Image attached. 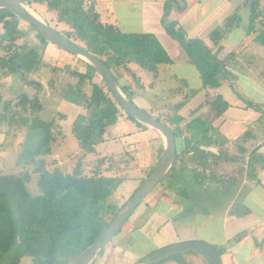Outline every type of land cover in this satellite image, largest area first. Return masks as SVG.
<instances>
[{"label": "trees", "instance_id": "16d2710c", "mask_svg": "<svg viewBox=\"0 0 264 264\" xmlns=\"http://www.w3.org/2000/svg\"><path fill=\"white\" fill-rule=\"evenodd\" d=\"M20 1L31 7H39L47 14H53L56 23L67 26L68 31H56L99 58L111 70L122 92L132 102L136 90L151 87V83L144 82L142 73H150L156 78L158 67L171 63L154 36L146 33L123 34L114 26L103 24L94 7L83 0ZM184 2L185 0H169L165 4L162 23L166 33L181 46L196 67L203 89H216L225 81L234 88L236 75L228 67L233 60V53L221 60L218 59V54L222 50L221 41L225 33L239 22V17L232 15L227 18L224 24L213 29L205 40H187L184 31L177 27L176 22L167 21L170 10L173 7L182 9ZM19 22L21 20L10 12L0 9L2 27L0 71L2 75L19 76L26 86L34 90V95L29 97L23 93L12 100L0 99V103L2 101L3 104L0 120H8V129L27 128L34 132L32 139L35 145L30 148L24 147L19 155V162L24 166L34 167L33 172L37 173L36 192L33 194L28 189L32 179L30 173L23 172L19 175L0 173V264H20L23 257H28L31 264H66L63 258L70 257L69 264H73L78 255L93 242L120 209L112 205L109 199L119 181L129 176L106 175L105 171H111V167L115 165L113 158L107 156L95 160L89 171L81 170L80 164L72 173H65L58 168L45 169L43 159L52 154V145L57 142V133L55 135L54 129L58 128V125L54 119L44 121L38 118V113L43 109L39 95L44 92V87L40 82L24 78L25 73L37 69L38 52L35 48L27 50L25 45H17L16 41L26 35V32L19 28ZM247 22V34L253 36V40L264 47V0H251ZM48 25L51 26L49 23ZM27 26L34 31L39 44L46 46L47 43L35 29L28 24ZM83 65V72L73 70L69 65L51 68L50 71L52 74H67L70 82L61 88L59 96L62 100L84 110L85 114L78 115L74 120L71 131L78 141L82 156H86L96 153V146L105 142L107 129L118 121L120 113L123 112L93 69L86 64ZM48 87L53 88L52 81L48 83ZM238 97L248 107L261 110V107L252 101L240 95ZM181 105L176 106L174 113ZM208 105V116L201 120L204 121V126L227 108V104L221 99H215ZM5 112H10V115L5 117ZM126 117L140 130L147 128ZM155 119L161 121L159 118ZM197 120L200 118L195 117L190 121L191 132L196 128L194 121ZM210 130L206 128L207 133ZM171 132L175 139L172 129ZM190 146L188 144V147L179 150L180 152L176 149V162L180 160V154ZM201 146L205 147L204 144ZM190 149L200 151L202 154L207 152L205 149L194 147ZM161 151L160 144L157 148V159ZM199 158L202 159L204 156ZM252 159L246 167L247 170L251 164L254 169L255 163ZM105 162H108L109 168L101 170ZM120 163L126 167L129 165V161ZM178 173L173 166L166 176L170 178L165 190L172 189L181 198H186L188 191L175 189L179 184ZM217 253L221 256V252ZM178 263L194 264L186 256L180 258Z\"/></svg>", "mask_w": 264, "mask_h": 264}, {"label": "rangeland", "instance_id": "374dc122", "mask_svg": "<svg viewBox=\"0 0 264 264\" xmlns=\"http://www.w3.org/2000/svg\"><path fill=\"white\" fill-rule=\"evenodd\" d=\"M29 7L45 22H48L55 30L62 32L69 30L67 26L56 23L53 14H47L39 7ZM245 14L246 12H243V16H246ZM19 28L26 32V35L16 41L17 45H25L27 50L35 48L38 52L39 64L37 65V69L24 74L26 80L40 82L44 87V92L39 95L43 109L38 113V118L44 121L54 119L58 125V128L54 129L55 135L57 133V142L52 145V154L43 159L45 169L53 170L58 168L65 173H72L77 165L80 164L81 170L89 171L98 158L105 156L112 157V160L115 161V165L111 167V171H105V174L112 177L129 176L119 181L113 195L109 199L112 205L116 206V208H121L140 186L142 183L141 180L146 178L158 161L156 156L157 148L151 137L156 134V131L152 129L146 130V132L144 131L145 133L141 130L138 131V127L135 123L129 120L124 113H120L119 116L122 119L118 120L113 126L107 129L104 136L105 142L96 146V153L82 156L78 141L73 136L71 127L78 115L85 114L84 110L80 107L75 111L73 109L61 108L62 112L65 114L62 116L55 112V108L58 106L56 100L61 99L59 96L60 90L70 81L66 73L52 74L50 70L51 68H63L69 65L71 69L83 72V64L85 63L49 44L44 47L40 45L35 37L34 31L31 30L25 22H19ZM1 32L2 27L0 25V33ZM231 41V38L227 39L226 45ZM162 43L165 45L168 53L173 55L174 64L172 67L169 66L170 64L160 65L156 78H153V75L150 73H142V76L145 78L144 82L146 84L151 83V87L135 91L136 106L146 114L154 118H159L172 129L176 139L175 144L177 152L188 147V144L191 145V148H205L207 152L202 154L200 151H192L189 147L180 154V160L176 162V159L174 162L173 166L175 167V171L179 172V184L175 186V189L181 188L186 192L188 191V196L186 198L181 199L180 196H175L176 192L173 193L174 191L172 189L165 190L170 176L166 177L135 209L109 245L119 240L121 235L136 219L142 216L146 218L150 214V211H145L143 207V204L148 198H150L149 200L164 199L166 197L165 194H169V198H178L179 203H183L185 207L183 214L185 215L176 217L175 220L177 221L175 225H178V227L175 225L173 226L172 222L167 220L162 221L161 218H158L156 222L153 221L154 218L150 217V222L147 227L148 230L145 231L144 229L143 232L149 233L153 240L156 239V243L161 244L167 242L166 240L169 239L174 230L175 233L182 234L179 228L189 225L188 228L185 227V229H187L186 231L190 232L192 228H194V232L199 230L197 234L201 237L214 243H220L223 240L224 233L221 232V225L219 222L217 223L218 228H215L214 231L200 229L198 226L200 225L199 222L201 223V218L207 215V213L217 215L220 219L227 214L226 209L228 208V204L235 196V191L240 185V182L238 183L235 181L233 176L238 173V170L244 169V166L247 167L251 162L248 157L250 144L247 136L249 133H244V130H247L246 127L228 129L227 124L220 123V120L211 122L212 125L210 122H207L204 126V121L202 122L201 120H204L208 116L206 110L208 111V104L211 101L210 93L202 88L197 69L190 63L185 64V54L178 56L166 46L167 44L163 41ZM115 74L117 75V73ZM50 81L53 82L52 89L48 87ZM121 82L123 83L122 80ZM23 93L32 97L34 95V90L26 86L19 76L9 74L2 75L0 71L1 100H12ZM222 101L224 102V100ZM179 104L182 105L179 108L180 110L175 114L174 110ZM2 105L1 101L0 113H2ZM4 115L8 117L10 112H5ZM195 117L200 118V120L194 121L196 128L191 132L189 130V123ZM178 127H180L181 130ZM206 128L211 129L210 135L207 133ZM222 131L225 133V137L221 135ZM33 133L34 132L27 128H21L19 130L15 128L8 129V120H0V173L11 175H19L23 172L30 173L32 179L28 184V189L34 194L36 192L35 182L37 173L33 172V166H24L19 162V155L24 147L30 148L35 145L32 139ZM193 141H198L199 143H192ZM221 141H225L224 143L222 142L223 144L229 141L228 146L225 147L219 144ZM203 144L205 147L201 146ZM202 155L204 158H199V156ZM119 161H129L128 167L121 164ZM107 163L108 162H105L101 166V170H107V168H109ZM252 165L253 164H251L249 170H260V168H258L259 166H254V169H252ZM205 170L208 172L212 182V178L214 177L219 180H217V189L212 190L211 188H214V183L206 182L205 179H203H207L204 172ZM203 182L205 183L204 185ZM201 186L208 188L205 198L202 196L203 191ZM239 198L241 199V195ZM237 209L242 210L243 208L239 205ZM237 209L234 208L232 211L235 212ZM228 215H230V213ZM157 225H159L160 228H157ZM129 237L130 236H126V243L134 241L128 239ZM134 245L136 249L134 251L144 249V245L137 243ZM217 245L212 246L217 252L222 251L221 247ZM147 247L148 249L150 248V246ZM164 247L162 246L156 250ZM186 254L191 253L186 252L175 255L171 260H180V258L187 256ZM191 255L197 256L193 253ZM198 258L201 259L200 257ZM69 259L70 257L68 259L63 258L66 264H69ZM20 264H31V261L28 257H23ZM157 264H160V262ZM194 264H197L196 261H194Z\"/></svg>", "mask_w": 264, "mask_h": 264}, {"label": "crops", "instance_id": "0c3cea01", "mask_svg": "<svg viewBox=\"0 0 264 264\" xmlns=\"http://www.w3.org/2000/svg\"><path fill=\"white\" fill-rule=\"evenodd\" d=\"M83 1L94 7L103 24H110L123 34L146 33L154 36L170 58L171 63L168 64L170 67L174 64L173 55L168 53L162 41L174 54L178 56L185 54V64L193 65L185 51L166 33L163 27L164 6L169 0ZM250 2L251 0H185L182 9L173 7L167 17V21L178 24L177 27L179 26L184 31L187 40H205L208 34L213 29L221 27L227 18L232 15L239 17V22L225 33L221 41L222 50L218 54V59L221 60L233 53V60L228 67L236 75L235 86L233 88L225 81L216 89L206 90L210 93V102L221 99L227 104V108L212 122L220 120V123L227 124L228 129L246 127L247 130H244V133H249L247 139L250 144L248 157L250 160L253 158L255 166H259L260 170H247L244 166L245 170H238V173L233 176L235 181L240 182V185L228 204L227 214L222 219L210 213L201 218V223L199 222L200 225H198L200 229L214 231L215 228H218L217 223L219 222L221 232L224 233L223 240L220 243L211 242L198 235L199 230L194 232V228H192L190 232L186 231L185 227L188 228L189 225H185L179 228L182 234L175 233L174 230L166 240L167 242L156 243V239L153 240L149 233L143 232L144 229L148 230L150 217L154 218L153 221L156 222L158 218H161L162 221L167 220L174 226L177 221L176 217L185 215L183 214L185 209L183 203H179L178 198H169V194H165L164 199L149 200L150 198H148L143 207L145 211L149 210L150 214L146 218L142 216L136 219L120 239L108 244L91 264H138L142 258L157 248L189 241H203L211 246L218 244L217 246L222 250L220 251L222 264L224 261L225 264H264V47L257 44L253 40V36L247 34ZM243 12H246V16H243ZM230 38L232 41L226 45L227 39ZM239 95L259 105L261 110L248 107L238 97ZM56 102H58V106L55 108V112L60 116L65 115L61 108L74 111L79 108L62 99L56 100ZM133 102L136 105L135 99ZM120 119L122 118L119 116L118 120ZM137 130L140 129L137 128ZM146 130H150V128L147 127L141 131L145 133ZM224 134L222 131L221 135L225 137ZM151 137L156 148L160 144L162 146L161 137L157 132ZM225 141H221L219 144L228 146L229 141L223 144ZM201 187L202 196L205 198L208 188ZM213 187L212 190L217 189V186ZM239 205L243 208L242 210L237 209ZM234 208L237 211L233 212ZM229 213L230 215H228ZM175 226L178 227V225ZM157 228L160 226L157 225ZM126 236H130L128 239L134 241L126 243ZM136 243L144 245V249L134 251ZM147 246L150 248L148 249ZM186 258L193 262L196 261L197 264H205L198 256L187 255ZM160 264L179 263L176 259Z\"/></svg>", "mask_w": 264, "mask_h": 264}, {"label": "water", "instance_id": "95a60500", "mask_svg": "<svg viewBox=\"0 0 264 264\" xmlns=\"http://www.w3.org/2000/svg\"><path fill=\"white\" fill-rule=\"evenodd\" d=\"M0 9L7 10L16 18L32 26L47 44L82 60L91 67L99 80L109 90L120 110L132 120L156 131L161 137L162 151L154 168L128 201L116 212L107 226L102 229L93 242L73 262V264H91L120 232L135 209L169 174L176 160L175 139L171 129L166 124L143 112L126 97L111 70L99 58L93 56L78 43L54 30L33 12L28 5L20 0H0ZM186 252L197 255L205 264H222L221 256L217 251L203 241H189L166 246L149 253L138 264H157L172 256Z\"/></svg>", "mask_w": 264, "mask_h": 264}, {"label": "flooded vegetation", "instance_id": "af4514ba", "mask_svg": "<svg viewBox=\"0 0 264 264\" xmlns=\"http://www.w3.org/2000/svg\"><path fill=\"white\" fill-rule=\"evenodd\" d=\"M212 154H214V153H212ZM204 172H205V174H206V176H207V179H206V178H203V179H205L206 182H211L212 184L214 183L213 185H214L215 187L218 186V181H219V180L216 179V178L214 177V178H212V179H213V182H212L211 179H210V177H209L208 172H207L206 170H205ZM217 180H218V181H217ZM205 181H204V182H205ZM204 182H203V185L205 184Z\"/></svg>", "mask_w": 264, "mask_h": 264}]
</instances>
